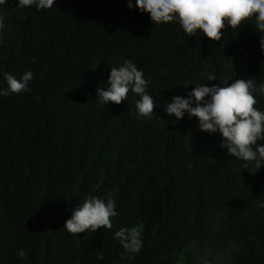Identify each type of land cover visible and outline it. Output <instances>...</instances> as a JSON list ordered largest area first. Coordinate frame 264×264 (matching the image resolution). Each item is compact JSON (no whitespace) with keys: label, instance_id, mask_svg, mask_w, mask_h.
Instances as JSON below:
<instances>
[{"label":"trees","instance_id":"16d2710c","mask_svg":"<svg viewBox=\"0 0 264 264\" xmlns=\"http://www.w3.org/2000/svg\"><path fill=\"white\" fill-rule=\"evenodd\" d=\"M18 2L0 5V89L4 72L33 79L0 96V264H264V167L250 173L219 132L187 113L172 124L165 111L200 84L264 83L254 20L212 41L154 24L135 0H55L39 11ZM125 60L149 81L151 119L138 117L131 92L99 102ZM91 196L115 200L112 228L70 234L66 220ZM133 226L142 248L126 253L115 233Z\"/></svg>","mask_w":264,"mask_h":264},{"label":"clouds","instance_id":"9594fccd","mask_svg":"<svg viewBox=\"0 0 264 264\" xmlns=\"http://www.w3.org/2000/svg\"><path fill=\"white\" fill-rule=\"evenodd\" d=\"M7 3L9 0H0V5ZM54 3L55 0H19L17 7L35 6L39 11L52 8ZM128 7H133L131 0H128ZM135 7L150 14L154 24L177 22L188 36H196L199 31L212 41H220L226 27L235 30L249 20H254L256 30L264 34V0H135ZM4 27L5 18L0 15V31ZM260 46L264 50V35ZM3 78L7 89H0V96H8L10 93L29 91L33 73L28 71L17 79L4 72ZM207 80L215 81L217 77L209 74ZM221 82L224 86L197 85L186 98L172 97L165 111L169 116L176 117L172 124L187 113L189 118L198 119L200 131L219 132L222 137L220 147L226 149L230 156L245 161L243 167L249 169L251 166L249 172L255 174L264 167V144H258V141L264 140V111L255 107V94L264 95V83L257 86L251 78L235 79L231 83L224 79ZM148 83L143 71L125 60L122 66L111 67L108 87H99L97 96L101 104L111 102L119 105L128 99L129 92L134 93L139 97L135 101L138 117L151 119L156 101L146 92ZM117 214L116 202L111 196L107 200L86 197L72 212L71 218L66 220L64 227L72 235L88 231L95 233L101 228L111 229V219ZM141 235L139 226L126 227L115 233V239L126 253L139 252L142 248ZM18 256L23 259L27 253L21 249Z\"/></svg>","mask_w":264,"mask_h":264},{"label":"rangeland","instance_id":"374dc122","mask_svg":"<svg viewBox=\"0 0 264 264\" xmlns=\"http://www.w3.org/2000/svg\"><path fill=\"white\" fill-rule=\"evenodd\" d=\"M218 264H226V263H225V261H224L223 259H220V260L218 261Z\"/></svg>","mask_w":264,"mask_h":264}]
</instances>
